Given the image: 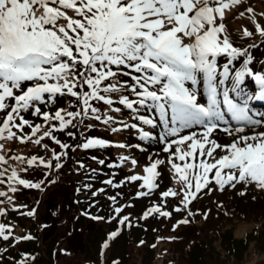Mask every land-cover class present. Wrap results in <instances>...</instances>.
Here are the masks:
<instances>
[{
  "label": "snow or ice",
  "instance_id": "obj_1",
  "mask_svg": "<svg viewBox=\"0 0 264 264\" xmlns=\"http://www.w3.org/2000/svg\"><path fill=\"white\" fill-rule=\"evenodd\" d=\"M262 47L264 11L249 0H0V141L43 149L9 154L0 143V183L7 186L0 205L35 217L39 201L28 207L16 194L47 190L70 161L77 173L90 174L87 180L104 174L106 186L136 182L135 198L152 196L167 163L178 187L159 190V201L152 200L139 216L126 210L134 199L118 200L121 192L108 195L105 187L93 190L92 183L77 187L111 201L107 216L80 210L95 220L115 221L103 241L107 248L151 216L182 212L173 230L197 213L206 219L212 209L192 207L206 192L236 190L238 184L240 195L249 186L264 190V110L256 107L264 103V56L255 55ZM86 120L113 134L128 132L136 142L85 135L97 127ZM112 146L125 150L117 160L90 158L108 168L128 164L130 172L119 180L116 172L108 175L70 155ZM133 149H151L141 172L135 171L139 159ZM169 197L178 203L169 205ZM93 205L98 201L91 199L88 208ZM216 207L218 215H234L223 200ZM8 211L0 207V217ZM13 228L0 221V238H11L12 246L34 238L31 232L16 235ZM3 259L0 252V264ZM35 260L29 252L18 261L13 257L14 264Z\"/></svg>",
  "mask_w": 264,
  "mask_h": 264
},
{
  "label": "trees",
  "instance_id": "obj_2",
  "mask_svg": "<svg viewBox=\"0 0 264 264\" xmlns=\"http://www.w3.org/2000/svg\"><path fill=\"white\" fill-rule=\"evenodd\" d=\"M89 122L97 124V127L88 130L85 135L92 134L113 140L134 137L128 132L113 134L107 131L99 122L85 121V123ZM45 142L56 147L54 143L47 139ZM3 144L5 153L9 154L43 153V149L32 142L21 143L18 140H7L4 141ZM122 152H125V150L112 146L103 153L96 150H92L91 152L87 150H78L74 154L70 153V155L73 156L74 159L84 160L86 165H91L93 168L103 167L104 173L108 175L116 172L117 175L115 179L119 180L122 178V174H128L130 172V166L128 164L118 168H108L107 166L97 165L96 161L91 160L90 157L91 155H103L109 157L111 160H117L118 155ZM9 164L20 166L19 163L13 159L9 160ZM140 166L141 164L135 168L136 172L142 171ZM76 167L77 165L70 161L59 175L56 176L57 182L48 186L45 191L24 188L16 194L17 200L22 204L28 205V207L36 206L37 200L39 201L38 211L35 217H29L23 214L25 211L24 209L14 211L11 210L9 205H0V207H9L8 213L0 217V221L13 224V231L16 235H25L31 232L34 237L33 239L21 240L14 246L11 244V238H9L8 241H4L0 238V240L3 241V244H0V252H3L4 258L8 257L5 264H14L13 257L18 261L23 252H29L33 255L37 254L35 250L37 245L41 247V252L40 260L35 264H72L75 262V264H86L91 256L88 257V254L81 250H85L86 247L89 246L91 238L88 233H90L92 229L101 226H103L105 233H108L112 222L95 220L90 216L83 215L80 210L84 209L91 211L94 215L99 214L107 216L109 211L106 210V207L109 205L111 206V201L102 193L98 194L96 197H91V192L88 190L77 192V187L84 183H92L93 190L95 188L105 187V191L108 195L121 192L124 194V197H118L120 202H123L124 198H131L135 191L138 190V187L135 189L132 188L133 184H136V182L126 184L116 189L106 186L102 184V181L106 179L104 174H99L98 178L95 180H87L85 177L90 174L85 170L77 173L75 171ZM37 175H42V173H37ZM6 187L5 184L0 183V191L4 190ZM172 187H178V185L175 183ZM210 193L206 192L204 195H199L193 205L194 209L205 208V195ZM169 198L168 204L178 203L175 198ZM0 199H3V197H0ZM91 199L98 201V212L97 205H93L91 209L88 208ZM128 208L132 209L133 207ZM101 211H105V213L100 214ZM190 219L193 223L199 224L206 221L207 218L205 219L201 214L197 213ZM157 220H161L162 224L161 226L152 225L150 228L152 237L149 241L146 239L145 233L148 232L150 223L154 224ZM36 223H38L39 226H37ZM45 224L47 227H41ZM145 225L147 226L146 228ZM187 225H180L173 230L170 218L151 216L148 220H141L139 227L134 226L131 230H125L123 232V234L125 233L126 243L119 264H144L143 259L147 254H151L150 264H162L164 262L173 264L172 258H174L175 254L172 249H174V241H176V238L169 240L167 237H176V234ZM157 237H163L164 239H157ZM212 239L214 242L218 243L217 245L220 251L226 254V258L224 259L225 264H242L246 259L258 260L259 254L264 252V221L261 223L259 222L254 230L242 236L236 235L234 226L229 224L223 231L213 235ZM140 240H144V243L140 244ZM70 242H76L80 245L72 247L69 244ZM5 247H7L9 253L3 251ZM60 249H66L67 251L62 252ZM186 262L187 264H207V261L204 260L197 245L192 246L186 252Z\"/></svg>",
  "mask_w": 264,
  "mask_h": 264
},
{
  "label": "rangeland",
  "instance_id": "obj_3",
  "mask_svg": "<svg viewBox=\"0 0 264 264\" xmlns=\"http://www.w3.org/2000/svg\"><path fill=\"white\" fill-rule=\"evenodd\" d=\"M261 4V8L255 7V1L251 0L249 3L256 8V10L263 11L264 9V1L258 0ZM259 39V37H257ZM255 55L257 57L264 56V47L255 49ZM251 83V81H250ZM256 107L260 108L261 110H264V103H257ZM66 138V137H65ZM221 139H225L221 135ZM128 142L135 143L136 139L134 137H127ZM4 141H0V143H3ZM153 147H159L158 145H153ZM151 149H149V152ZM5 152V148H4ZM149 152H140L139 150L133 149L132 154L137 156L139 159V164H141V170L142 166L146 163H148V155ZM165 155L166 154H162ZM169 165L165 163L161 167L162 171V179L160 180V189L164 190L167 187L172 186L175 184V181L171 179L173 173L169 170ZM243 185L238 184L237 189H230L225 188L224 191H212L210 194L205 195L206 199V205L205 208L212 209V212L207 217L206 221L202 223H193L190 222L189 225H187L185 228L181 229L178 234H176V241H174V249H172L173 253L175 254L174 258H172V263H178V264H187L186 262V252L192 247L197 245L199 248V251L201 252L204 260L207 261V264H225L224 259L226 258V254L220 251L218 247V243L214 242L212 239L213 235H215L218 232L223 231L225 227H227L229 224H232L234 226V232L236 235L242 236L246 233L251 232L254 230L259 222L264 221V190H261L259 188H256L255 186H249L247 192L244 195H240L238 193V189L242 187ZM138 184H133L132 188H137ZM159 190L154 192L152 196H146L142 198H135L134 195H132L131 199H134V207L132 209L127 208L126 210L128 212H132L134 216H139L141 211L150 203L152 200L159 201ZM170 199V198H168ZM218 200L225 201L226 206L229 210L234 212V215L231 217L224 215L220 213L217 214V203ZM169 202V200H168ZM175 203H171L169 205H174ZM195 202L193 203V205ZM192 205V207H193ZM112 205L107 206L106 210L109 211ZM194 208V207H193ZM171 210V209H170ZM105 211H101L100 214H104ZM181 215H183L182 212H173V217H171L172 225L175 221V219L179 218ZM147 218L146 220H148ZM11 224V223H10ZM37 226H39L38 223H36ZM162 221L157 220L154 224L150 223V228L152 225L161 226ZM115 226V221H113L110 225L109 231H111ZM139 230V229H138ZM147 233H145V237L147 240H151L152 232L151 230ZM108 231V232H109ZM91 241L89 243V246L86 247L84 251L86 254H88L89 259L87 260L86 264H112V261L115 259L120 260L122 258L124 248H125V233L120 235L119 238L114 239L113 241H110L109 246L107 248L103 247V241L107 239V233H105V230L103 226L92 229L90 233ZM2 239V238H1ZM0 244H3V241L0 240ZM72 247L79 246L80 244H77L76 242L69 243ZM3 246V245H2ZM1 246V248H2ZM37 254L34 256L36 257L35 263L39 262L40 260V252L41 247L37 245L35 248ZM5 253H9V250ZM146 257L143 259L144 264H150L151 260V254L145 255ZM8 260V257H5L2 261V264H5ZM251 259V260H245L242 264H264V252H261L258 256V260ZM76 263V262H75ZM72 263V264H75ZM162 264H167V262H164Z\"/></svg>",
  "mask_w": 264,
  "mask_h": 264
},
{
  "label": "bare ground",
  "instance_id": "obj_4",
  "mask_svg": "<svg viewBox=\"0 0 264 264\" xmlns=\"http://www.w3.org/2000/svg\"><path fill=\"white\" fill-rule=\"evenodd\" d=\"M249 1H251V0H249ZM255 1V7L258 9V8H261L262 6H261V4H260V2L258 1V0H254ZM260 1H264V0H260ZM253 5V4H252ZM254 7V6H253ZM259 10V9H258ZM263 11H264V9H263Z\"/></svg>",
  "mask_w": 264,
  "mask_h": 264
}]
</instances>
